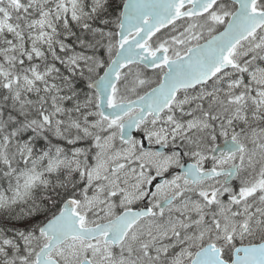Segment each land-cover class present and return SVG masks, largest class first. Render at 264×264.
Returning a JSON list of instances; mask_svg holds the SVG:
<instances>
[{
  "label": "snow or ice",
  "instance_id": "6c2138e0",
  "mask_svg": "<svg viewBox=\"0 0 264 264\" xmlns=\"http://www.w3.org/2000/svg\"><path fill=\"white\" fill-rule=\"evenodd\" d=\"M0 264H264V0H0Z\"/></svg>",
  "mask_w": 264,
  "mask_h": 264
}]
</instances>
